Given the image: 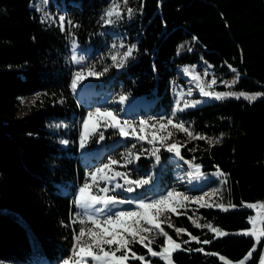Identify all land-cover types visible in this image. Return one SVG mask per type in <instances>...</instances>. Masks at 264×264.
<instances>
[{
	"label": "trees",
	"instance_id": "trees-1",
	"mask_svg": "<svg viewBox=\"0 0 264 264\" xmlns=\"http://www.w3.org/2000/svg\"><path fill=\"white\" fill-rule=\"evenodd\" d=\"M33 1L0 0L1 264H38L32 237L39 241L44 264H60L70 254L73 229L79 228L70 224L74 196L89 169L79 154L88 109L70 88V36L82 46L91 45L94 52L106 51L112 40V34L100 27L111 0H54L65 11L63 32L59 24L41 22L31 9ZM121 27L136 46L135 56L113 71L104 92L143 96L152 101L153 110L168 112L178 68L203 59L222 77L230 76L229 65L236 69L240 78L233 88L264 93V0H138L132 20H123ZM187 41L191 48L181 50ZM36 94L21 115V98ZM184 116L196 134L205 137L188 139L181 151L184 166L189 160L201 165L205 190L215 184L212 173L220 172L225 179L223 199L235 207H195L189 214H172L173 227L165 226L166 230L182 249H192L175 251L173 263L236 264L255 246L245 264H260L264 239L258 243L244 231L251 228L249 217L255 214L245 204H264V96L254 102L214 101L189 108ZM59 120L71 126L60 136L49 127ZM167 156L161 157L165 165ZM138 165L140 171L146 160L140 158ZM159 173L158 186L150 192H164L173 185ZM205 224L226 235L219 236ZM177 228L185 232L177 236ZM189 234L211 243L184 244ZM163 243L159 236L152 247L160 251Z\"/></svg>",
	"mask_w": 264,
	"mask_h": 264
},
{
	"label": "snow or ice",
	"instance_id": "snow-or-ice-1",
	"mask_svg": "<svg viewBox=\"0 0 264 264\" xmlns=\"http://www.w3.org/2000/svg\"><path fill=\"white\" fill-rule=\"evenodd\" d=\"M49 0H43V3L47 5ZM124 4L127 5L128 0H123ZM120 5L113 0L112 6L106 10L105 16L101 19L104 20L106 25H111L115 23L113 17L116 20L121 18V12L119 11ZM142 8V5H141ZM41 11L39 7L36 9ZM134 9L128 8L127 13L129 17L133 14ZM107 17V19H105ZM59 27L63 32L65 31V17L59 16ZM51 21L56 23V18L50 16L49 13L44 12L41 17V22L45 23ZM69 25H72V21H67ZM193 39H196L195 37ZM73 50L75 51L76 43L73 41ZM136 46L132 45L128 47L127 51L124 52L123 56L118 60L116 55L111 57L113 63L117 67H123L126 60L133 55ZM72 60L80 64L84 57L77 59V56L73 54ZM229 67H231L229 65ZM109 69L105 67L103 71H97L95 65H89L87 67H80L72 75L70 88L75 93L77 88L83 83V81L88 77L100 78ZM187 72L188 69H185ZM236 72V69H232ZM198 79V77H194ZM211 84H216V80L213 79ZM200 93L204 97H212L216 100L224 99L228 96H236L239 99L241 96L249 102H254L258 97L264 96V93H257L255 95L249 96L246 93H220L214 91H208L204 86L200 87ZM189 90L188 95H191ZM128 97L126 95L119 96V103L123 104ZM21 103H23V98H21ZM177 107L171 112V116L168 118H160L159 120L153 119L141 120L138 124H134L128 120H123L119 118L118 113L114 112L110 108H95L87 113V116L83 118L81 132L79 136V146L83 149L86 144L93 138L96 137L98 141H103L105 139L104 130L113 129L116 130L119 136L123 138H128L130 135L135 137L138 141L147 140L148 144L155 145L158 141L160 146L166 148V151L174 154L175 157L180 160H184V156L181 154V147L178 143H166L169 137L172 135L168 132V135H157V133H163L168 131V126L183 132L187 135L189 139H205L203 135L193 134L189 127L185 126L182 120H176L178 112H183L188 107H194L195 104L200 103L199 101H194L191 104L188 102L184 103V107H179L180 101L177 100ZM176 121V122H174ZM60 127V125H56ZM146 127L155 129L156 131L152 133L151 138L145 135H139L137 129L140 133H143ZM129 129L131 131H129ZM63 144H67V140L61 141ZM211 144L212 141L209 140ZM135 148V144L133 145ZM146 151V150H145ZM160 148L153 147L151 149V156L155 158L157 164L161 160ZM143 155V151L139 154L133 156L129 151L128 153L121 154L123 159V166L126 168L128 165L134 163L140 159ZM190 168L194 169L195 173L199 176L204 174L201 172V165L194 164L193 161H185ZM120 164V160L109 156L106 163H102L99 167L95 168L93 171L85 174L84 183L78 188L73 201L74 206L77 209L83 211H76L73 217L70 219V224L79 225L78 232L73 229V244L70 249V254L67 258L62 260V264H128V261L136 260L141 262V264H151V261L146 259L145 255H138L137 252L133 251L130 247L133 244H139L147 248V252L150 257L159 258L164 264H173L172 255L177 250H187L192 249H182L181 243H177L172 236H170L161 227V217L165 216L166 212L177 213L178 209H186V202L192 201L199 204L200 207H211L204 201V196L190 197L185 193L179 192L176 189L168 190L166 193L156 196L154 198H132V199H121L118 195L110 194L115 193L117 189H122L127 193H133L137 189L144 188L152 183V178L149 176L147 178H131V174L127 171H115V166ZM219 171V169H217ZM189 177H193V172L188 173ZM120 178L123 183L112 182ZM105 181L107 184H112V187L103 186L101 187L100 182ZM216 190H213L215 193ZM103 193V195H100ZM134 205L127 210H117L113 211L119 205ZM99 206V207H97ZM222 209L223 205H218ZM253 204H245L247 208H253ZM264 207V205H261ZM232 207H235L233 205ZM91 210V211H89ZM227 210V209H224ZM249 223L253 224V229L245 232V235L254 236L256 241L259 243L261 239H264V229L257 232L255 230V224L253 218L249 217ZM264 223V222H262ZM196 227H202L199 223H196ZM169 227L171 225L169 224ZM203 227L209 228L211 231L216 232L219 236L226 235V233L221 232L217 228H213L210 224H205ZM176 235L179 236L181 233L185 232L183 228H177ZM147 233H155V235L164 237L163 245H160V251L153 250V243H155V238H149ZM190 235L189 240L183 241L184 244H189L191 241H196L197 243L208 244L211 241L204 240L200 241L198 237ZM147 241V243H145ZM115 245V248H113ZM255 246L241 261V264H245L255 251ZM195 251L202 252V248H197ZM121 253L117 255V253ZM131 254V255H129ZM209 255H215L209 253ZM221 260L224 258L221 257ZM260 264H264V255L260 257Z\"/></svg>",
	"mask_w": 264,
	"mask_h": 264
},
{
	"label": "rangeland",
	"instance_id": "rangeland-1",
	"mask_svg": "<svg viewBox=\"0 0 264 264\" xmlns=\"http://www.w3.org/2000/svg\"><path fill=\"white\" fill-rule=\"evenodd\" d=\"M116 2L120 5L119 11L121 12V18L116 20L115 17L113 19L115 20V23L111 25H106L104 23V20L101 19L100 21V27L103 29L105 28L109 33L112 34V40L111 42L106 46V51H99L94 52L92 50L91 45L90 46H82L77 42V39L71 35L70 36V62L73 68V73L77 71L80 67H87L89 65H95V68L97 71H103L105 67L109 69L105 75H103L100 78L95 77H88L86 78L83 83L77 88L76 92L74 93L75 98L77 102L80 105L85 106L89 111L94 110L95 108H110L114 112L118 113L119 118L121 121L128 120L134 124H138L141 120H159L160 118H168L171 116V112L174 108L177 107V100L180 101L179 107L183 108L184 103L188 102L191 104L194 101H199L200 103L195 104L194 107H188L183 112H178L176 120H182L185 123L186 127H189L190 131L193 132L195 135L196 132L193 130L191 123L189 120H187L184 116V113L189 108H197L200 106H203L205 104L214 102V101H221L228 98H236V96H228L221 100H216L212 97H204L200 93V87L204 86L206 90L208 91H214V92H220V93H246L249 96L255 95L257 93L261 92H250V91H244V90H238L233 88L235 84H237L240 74L236 70V72H233L232 67H229L228 72L230 74L229 77H222V75H219L215 68L209 64L205 60H200L196 67H193V70L191 72L187 71L184 72L183 75H180L181 78L178 81L172 82V95H173V106L168 112H163V110H153V108H150L152 105V101L149 99L143 97V96H134L131 94H123L118 93L115 90H107L104 92L103 85L105 81L113 76V71H119L120 69L124 68L126 64L132 60L135 56V50L133 52V55L129 57L123 67H117L114 65L111 57L113 55H116L118 60L123 56L124 52L127 51L128 47L135 45L127 40V37H125L123 31H122V21L126 20L127 22H130L138 8V0H128L127 5L124 4L123 0H116ZM113 0H111L110 4L106 7L104 10V13L102 16H105V12L107 9H109L110 6H112ZM37 7L41 9V11H37ZM132 8L134 9L133 14L131 17H129L127 13V9ZM31 9L35 10L39 17L41 18L44 14V12H47L50 14V16L56 18V23L59 24V16H64L61 8L54 3V0H50L47 5L43 3V0H34ZM107 19V17H105ZM44 24L51 25V21H47ZM73 41L76 43L75 51L73 50L72 44ZM187 48H191L190 43L187 41L181 45V50H185ZM75 54L77 56V59L80 57H84V60L77 64L72 60V56ZM195 66V65H194ZM183 67L179 68L180 72H183ZM194 77H198V79H194ZM215 79L216 84L212 85L211 81ZM180 80H183L181 82ZM188 87L186 85V81L189 82ZM189 90L191 91V95H188ZM120 95H126L128 99L123 103H119V96ZM38 95H32L23 98V109L21 112V115H23L29 107L34 103L36 97ZM261 98L258 97L257 99ZM239 99H244V97H240ZM246 100V99H245ZM176 122V121H174ZM56 125H60V127H56ZM82 126V125H81ZM50 129L52 132L62 135V131H68L71 126L69 123L64 122L62 120L54 121L49 124ZM101 131H104L105 139L103 141H98L96 137H93L86 146L81 149L80 146V154L83 156V158L87 161V165L89 167L88 172L93 171L95 168L99 167L102 163H106L109 156H113L120 160V164L115 166V171H121V172H129L131 174V178L137 179V178H152V183L150 185L145 186L144 188L137 189L133 193H127L123 191L122 189H117L115 194L118 195L121 199H132V198H154L156 196H159L161 194L166 193L168 190L176 189L179 192L185 193L186 195L190 197H199L203 196L205 193H208L207 196H204V201L208 204H211V207H217L221 208L218 205H223V209H227L232 207L230 204H226L223 199L222 194V186L225 182V179L222 177L220 172H214L212 173L211 177L215 179V184L205 190V185L207 183V178L204 176H200V179L198 182H194L192 179H185L180 178L179 174L181 173L179 170V167L177 163H175V157L174 154L169 153L166 151V148L160 146V142L158 141L155 145H151L147 143V140L145 141H138L135 137L129 136L128 138H123L119 136L118 132L113 129L104 130L103 128L100 129ZM129 131H131L129 129ZM155 129H151L150 127H146L143 133L139 132V129H137V133L139 135H145L148 138H151V135L153 132H155ZM168 132H171L172 135L169 137V139L166 141V143H178V145L182 146L181 151L184 147H186L188 142V137L185 133L180 132L172 126H168V131L163 133H157V135H168ZM66 139H61V141ZM63 144V143H62ZM135 144V148H133V145ZM64 145V144H63ZM153 147H159L160 148V156L162 157V154L168 153V163L167 165L163 164L162 158L157 164L155 161V158L151 156V149ZM146 150V151H145ZM131 152L134 155L139 154L143 151V155L140 156V158H143L146 160V165L143 166V169L140 171L138 170V160L134 161V163L128 165L126 168L123 166V159L121 158V154ZM188 170L190 169L189 165L186 167ZM162 171V175L166 176V179L168 181H171L173 184L171 188L164 192H150L149 190L153 188H157L158 186V177L159 172ZM87 172V173H88ZM115 183H123V180L120 178H116L112 182ZM101 187L108 186L112 187V184H107L105 181L100 182ZM213 190H216L215 193ZM100 195H103V193H100ZM255 205L252 209L255 211L253 218V222L255 224V230L259 232L262 230V225L264 222V207L262 202H256V203H250ZM131 207H134V205H119L116 208L113 209V211L117 210H127ZM200 207L199 204L189 201L186 202V209H178L177 213H171L166 212L164 217H161V227L168 233L165 226L171 225L173 227L171 216L172 214H189L193 208ZM253 229V224L251 223V228L248 230H245V232L250 231ZM169 234V233H168ZM145 235H148L149 238H155L159 237L158 235H155V233H147ZM177 242V241H176ZM147 243V241H145ZM178 243V242H177ZM32 244H33V250L35 251V256L37 258V263L44 264V261L46 263V257L38 250L37 247L39 245V241L34 239L32 237ZM154 244V243H153ZM133 251L137 252L138 255H145L146 259L151 261V264H164L163 261H161L159 258L156 257H150V255L147 252V248L143 247L139 244H133L130 246ZM139 247H142L145 252L142 251ZM113 248H115V245H113ZM154 250V249H153ZM121 253H117V255H120ZM131 255V254H129ZM264 255V253H263ZM244 261V259L242 260ZM246 263V261H245ZM1 264V263H0ZM128 264H141V262L136 260H129ZM174 264V263H173ZM241 264V261L236 263Z\"/></svg>",
	"mask_w": 264,
	"mask_h": 264
},
{
	"label": "bare ground",
	"instance_id": "bare-ground-1",
	"mask_svg": "<svg viewBox=\"0 0 264 264\" xmlns=\"http://www.w3.org/2000/svg\"><path fill=\"white\" fill-rule=\"evenodd\" d=\"M49 1H50V0H49ZM174 161H175V163H177V165H178V167H179V170H180V172H181V173L179 174V177H180V178H185V179H187V178L189 179V178H190V179H192L194 182H198V181H199L200 176L197 175V174L195 173L194 169L190 168V169L188 170V168L182 167L181 164H180V161H181V160H180L179 158H175ZM190 171L193 172V177H189V176H188V173H189ZM76 211H83V210H80V209H77V208H76ZM76 211H75V212H76ZM75 212H74V213H75ZM74 213L72 214V217H73ZM71 225H72V224H71Z\"/></svg>",
	"mask_w": 264,
	"mask_h": 264
},
{
	"label": "crops",
	"instance_id": "crops-1",
	"mask_svg": "<svg viewBox=\"0 0 264 264\" xmlns=\"http://www.w3.org/2000/svg\"><path fill=\"white\" fill-rule=\"evenodd\" d=\"M185 66H187V67H185V69H188L189 72H191V70H193V67L188 66V65H185ZM192 66H194V65H192ZM185 72H186V71H185ZM64 145L67 146L68 143H67V144H64ZM97 207H99V206H97ZM89 211H91V210H89ZM68 256H69V255H68ZM68 256H67V257H68ZM67 257H66V258H67ZM60 264H62V262H61Z\"/></svg>",
	"mask_w": 264,
	"mask_h": 264
}]
</instances>
